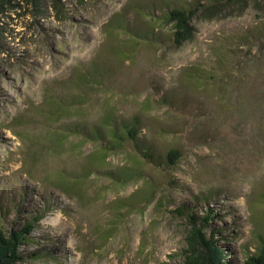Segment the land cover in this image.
<instances>
[{
    "label": "rangeland",
    "instance_id": "1",
    "mask_svg": "<svg viewBox=\"0 0 264 264\" xmlns=\"http://www.w3.org/2000/svg\"><path fill=\"white\" fill-rule=\"evenodd\" d=\"M8 1L0 0V225L34 222L18 264H182L190 208L210 215L207 234L227 263L242 264L264 237V1L211 18L200 10L179 45L165 12L194 0H60V12L52 0L42 10ZM89 66L98 76L75 87ZM71 94L85 97L81 114L61 118ZM107 111L115 124L102 119ZM136 115L137 137L92 165L103 144L82 131L119 130L118 120ZM76 123L61 147L48 141L49 130ZM170 148L180 152L174 164ZM124 169L141 176L104 174Z\"/></svg>",
    "mask_w": 264,
    "mask_h": 264
},
{
    "label": "trees",
    "instance_id": "2",
    "mask_svg": "<svg viewBox=\"0 0 264 264\" xmlns=\"http://www.w3.org/2000/svg\"><path fill=\"white\" fill-rule=\"evenodd\" d=\"M25 2L32 5L33 8L38 10H42L41 3L42 0H24ZM264 1V0H263ZM7 2H9L7 0ZM60 0H52V7L60 12V8L58 3ZM246 0H204L202 3L200 0H194L189 8H185L183 6H175L170 7L165 12V22L171 25L172 30V40L173 43L179 45L186 40L192 38L194 33V28L191 23V19L200 11L204 12V14L208 17H214L217 12H222L223 8L227 5H239L241 7L245 6ZM3 5V2H0V7ZM2 9L0 8V12ZM122 21L124 22L123 17L121 16ZM117 22V21H116ZM122 24V23H120ZM93 76H98L97 71L92 69L89 66L85 72L83 73H76L75 77H72V82L74 79H78V82L74 83L75 87H79L80 83L83 84V81H87ZM50 95V94H49ZM51 96V95H50ZM53 97V96H51ZM54 98V97H53ZM57 100L55 98L54 103L56 105ZM85 97L78 94H71L68 100L62 102L63 104L58 105L57 111L62 113L61 118L64 117L66 114L74 113L76 115L81 114V106H83V102ZM75 110V111H73ZM111 110V109H110ZM108 112H112V114H108ZM54 115L51 116L54 119ZM116 115L113 111H107L102 119L105 122L112 121L115 119ZM56 118V117H55ZM60 119V118H59ZM114 123V120L112 121ZM119 130L116 126H112L110 131L104 132L103 129H100L99 126H93V130L91 131H82L93 136L94 139L99 140L103 145L99 150L94 153L91 157H93V164L96 166H103L105 165L106 154L111 151H115V149L121 146V142L127 140L128 137L136 138L139 133V125L140 119L136 115L129 121H120L118 120ZM83 124L76 123L71 126H64L62 128H57L53 130H49L53 132L51 140L53 145H57L61 147L64 144L65 138L69 136L65 135L68 130L72 132H77L78 128L81 127ZM102 127V126H101ZM48 132V131H47ZM20 137L22 134L17 133ZM24 135V134H23ZM41 137V135L39 136ZM36 137L35 139L39 138ZM92 138V137H90ZM34 139V141H35ZM51 144V146H52ZM148 150V151H147ZM140 151V149H139ZM146 147V150L141 149V154H143V158L147 160H152V152ZM167 161L170 164H174L177 159L180 157V152L176 148H170L166 153ZM134 161L139 162L136 157H133ZM91 165V166H92ZM89 169V168H88ZM91 169V167H90ZM123 169V168H122ZM135 169V168H134ZM134 169H124L122 173L106 170L104 174L114 178L116 182H128L131 179L141 176L140 173H133ZM87 171L85 174H88ZM62 183H60V186ZM58 189L62 190L64 193H67L63 187H59L55 185ZM70 186V185H68ZM70 189L69 193L75 192L76 193V184H72L71 187H67ZM68 191V190H67ZM146 199V198H145ZM177 213L180 215L184 214L185 208L180 207V209H175ZM210 215L207 214L206 216H199L193 212L192 208L187 209L185 215V226H186V233H185V247L181 252L182 257V264H228L226 259L224 258L223 249L218 244L217 240L214 239V235L207 234V222ZM254 218V215H253ZM39 219L35 218L34 221L37 222ZM254 219H252L253 222ZM34 222H26L24 221L23 224L18 228H11V229H4L3 226L0 225V264H18L19 261L22 259L21 256V247L27 241L28 236L30 235L31 231L33 230ZM258 242L255 245L254 251H248L245 254V258L243 259L242 264H264V237L259 232L257 233Z\"/></svg>",
    "mask_w": 264,
    "mask_h": 264
}]
</instances>
